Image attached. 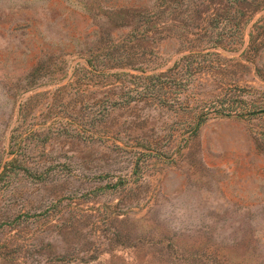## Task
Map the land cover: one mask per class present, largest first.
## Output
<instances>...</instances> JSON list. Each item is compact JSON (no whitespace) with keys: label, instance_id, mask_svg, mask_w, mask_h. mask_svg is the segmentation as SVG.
<instances>
[{"label":"rangeland","instance_id":"obj_1","mask_svg":"<svg viewBox=\"0 0 264 264\" xmlns=\"http://www.w3.org/2000/svg\"><path fill=\"white\" fill-rule=\"evenodd\" d=\"M0 264H264V0H0Z\"/></svg>","mask_w":264,"mask_h":264},{"label":"trees","instance_id":"obj_2","mask_svg":"<svg viewBox=\"0 0 264 264\" xmlns=\"http://www.w3.org/2000/svg\"><path fill=\"white\" fill-rule=\"evenodd\" d=\"M225 102H226L225 105L221 104V107L223 106V108H226V110H228V111H223V112H231L230 110H235L237 107H240L241 106L240 104L236 105L234 102H231L230 99H228ZM255 112H256L255 110L252 111L250 109L249 114H253ZM225 114H229V113H225Z\"/></svg>","mask_w":264,"mask_h":264}]
</instances>
